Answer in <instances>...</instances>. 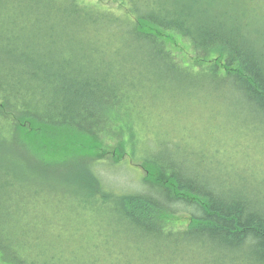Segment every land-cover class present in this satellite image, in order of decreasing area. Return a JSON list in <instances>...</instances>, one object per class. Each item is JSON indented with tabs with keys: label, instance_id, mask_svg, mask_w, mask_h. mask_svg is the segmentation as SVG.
Returning a JSON list of instances; mask_svg holds the SVG:
<instances>
[{
	"label": "trees",
	"instance_id": "obj_1",
	"mask_svg": "<svg viewBox=\"0 0 264 264\" xmlns=\"http://www.w3.org/2000/svg\"><path fill=\"white\" fill-rule=\"evenodd\" d=\"M30 2L39 13L27 3L10 10L0 0V210L6 215L0 232L5 238L14 242L21 236L14 230L15 216L22 218L24 229L41 226L35 211L38 197L93 207L113 203L121 221L132 226L131 244H125L139 251V259L154 238L162 237L171 245L172 262L184 251L185 260L189 253L211 248L226 254L245 249L248 264H264V180L245 183L242 174L236 179L224 167L213 185V174L205 168L200 173L207 187L183 178L199 172L188 170L185 158L169 154L167 160L161 156L163 163L157 158L139 162L150 177L144 192L118 193L96 167L109 157L115 163L124 158L127 145L118 140L117 146L107 144L105 135L117 134L108 124L130 120L131 111L125 108L136 96L145 97L137 94L139 89L171 84L195 94L201 105L218 108L211 112L227 124H264V9L257 11L250 0H242L240 21L236 16L233 21L236 6L222 5L225 0H115L119 9L135 13L129 19L83 0ZM43 19L48 23L42 24ZM116 40L152 68L139 74V86L131 81L128 89V78L121 79L120 72L109 76L100 64L103 56L113 54L109 45ZM49 95L48 106L59 112L54 116L37 111ZM223 107L245 116L226 119ZM123 130L118 129L120 135ZM249 131L264 139V125ZM73 161L72 180L62 177L59 172ZM23 172L29 175L21 176ZM71 209L75 213L78 208ZM181 217L186 228L175 229ZM121 233L113 237L123 240ZM57 259L64 264L66 258ZM13 261L24 264L16 256Z\"/></svg>",
	"mask_w": 264,
	"mask_h": 264
},
{
	"label": "rangeland",
	"instance_id": "obj_2",
	"mask_svg": "<svg viewBox=\"0 0 264 264\" xmlns=\"http://www.w3.org/2000/svg\"><path fill=\"white\" fill-rule=\"evenodd\" d=\"M83 1L89 5H97L106 11L115 12L117 17L127 15L129 19H132L135 15L129 7L125 11L122 8V10L119 9L115 0ZM4 3L10 10L14 11H18L20 7L23 9L25 3H27L31 6V10L37 13L40 12L37 5H33L30 0H4ZM232 3L236 6V11L232 12V20L235 21L236 16L239 17L240 21L242 8H244L241 5L242 0H225L222 5L228 6ZM249 6L260 11L261 8L264 9V0H250ZM45 23H48V21L43 19L42 24ZM104 27L102 28L104 31H100L103 38L107 36L105 34L107 26ZM116 45L118 46L117 40ZM116 45H109L113 48V54L103 56L100 64L107 69L109 76L120 72L122 74L121 79L128 78L130 84L126 87L130 89L133 87L131 81H135L134 78L138 77L140 73L145 75L151 72L152 68L146 62L136 60L133 56L135 52L130 46L122 45L116 48ZM118 48L121 49V53L116 55L115 52ZM153 88L150 91H144L143 89L136 91L139 96L143 94L145 97L139 98L136 96L131 103L126 105L125 112L127 113L128 109L131 111L130 120H126L124 124H108L111 130H117V134L110 132V135H105L107 138L104 136L106 138L104 141L107 144L114 142L117 146L118 142L116 140H118L124 146L127 145V152L125 151V156L119 163H115L109 157L106 158L105 163L103 162L96 167L100 171L103 180H106L113 187L120 188L116 192L145 191L144 181L149 177V174L139 166V162L144 159L157 158L160 163H163L161 156L167 160L169 154L179 155L182 159L188 154L195 159L199 154V150H201L200 148L207 147L218 148L224 154L225 167L228 172L235 174L234 178L238 179L237 174H242L246 177L243 180L245 183L264 180V139L258 137L260 136L259 132L249 131L251 127H261L264 124H227L225 119L219 115L215 117L214 114L218 108L214 106L213 109H209L206 105H201L200 98L191 92L177 91V87L171 84L168 86H153ZM147 92L156 95L153 96ZM213 94L220 95L222 93L213 92ZM51 103L52 99L49 95L37 111L48 112L53 116L57 115L59 112L55 111L54 107L48 106ZM209 103L210 101L206 104ZM223 111L226 119H243L245 116L244 113H239L235 109L225 110V107H223ZM78 121L79 124L85 123L81 119ZM121 127L124 130L120 135L118 129ZM131 132L135 133L132 143L129 135V133L132 135ZM84 150L87 149L84 148ZM211 152L213 154V151ZM182 159H178L177 162H181ZM201 160L202 157L200 160L197 158L196 163L200 164ZM75 163L76 161H73L69 168L63 167L59 174L72 180L70 169L74 168ZM75 169L82 168L77 166ZM227 171L224 170V172ZM22 175H29V173L23 172ZM48 183H51V181H48ZM262 191L264 195L263 188ZM36 201V216L38 217V223H42V226L35 222L38 227L31 225L28 228L35 233L38 232L39 228V231L43 232L42 235H39L41 240L33 237L26 238L23 242L11 243L5 238L4 233L0 232V264H15L13 261L15 256L24 264H38L41 258L46 260L48 251L52 250L54 251V253H50L52 256L58 255L55 256L56 258H52L55 261H58L57 258L74 259L76 257L81 262L84 260L86 264L89 262L86 259L96 261L97 264H125L127 260L130 262L132 259L138 258L139 251L136 249L130 250L129 245L125 244L126 240L131 244L132 226L128 222L121 221L113 204L86 208V206L80 204H72L68 199L55 198L51 200L38 197ZM72 206H80L85 209L80 211L81 209L78 208V211L73 213L71 211L74 210L71 209ZM14 210L16 209H12L10 212L15 213ZM56 210L58 211L56 212ZM24 213L26 212L24 211ZM71 213L73 216H77V219L68 217ZM49 218L51 219L48 220ZM178 223L180 224L175 226V229L184 230L186 228L184 217H181ZM42 228H45L44 231ZM121 232H127L128 238L125 237L126 234ZM120 233L124 239L119 241L115 238L114 240L112 236ZM43 237H48L49 240L45 241ZM112 244L114 245L112 246ZM129 251L133 258L128 256L130 255ZM148 251L146 250L147 253ZM183 253H187V251L178 254V257L181 258L179 260L183 264H189L188 259H183ZM207 253L209 257H206L205 263H201V259H196L190 264H248V262H251L248 256L236 258L233 255L235 253L225 254L227 256H224L219 252H213L212 249L208 250ZM224 257L228 258L217 261Z\"/></svg>",
	"mask_w": 264,
	"mask_h": 264
},
{
	"label": "bare ground",
	"instance_id": "obj_3",
	"mask_svg": "<svg viewBox=\"0 0 264 264\" xmlns=\"http://www.w3.org/2000/svg\"><path fill=\"white\" fill-rule=\"evenodd\" d=\"M137 78L138 77L134 78L135 81H133V83L135 82L138 85ZM147 93H149V92H147ZM211 151H213V154H212ZM223 156H224V154H222V152H220L218 150V148L216 149V148H208V147L199 150V154H197V158H199V160L202 157V160H201L200 164L196 163L197 158L194 159L193 156H190V155L185 156L187 169L191 170V171L199 172V173H195L193 175H190L187 172V173L184 174L183 178H191L192 180H194V182H197L200 185H204V186L209 187V185H210L209 182L206 181L204 179V177H201V173H200L201 171H204L205 168H207L206 170L207 171H211L212 174H213L212 182H213V185H215L217 180L221 178L220 177L221 176L220 172L226 166L225 159H224ZM202 164L204 166H202ZM252 177H253V174H252ZM244 178H246V177L244 176ZM247 178H249V177H247ZM113 188H115L117 190H120L119 187L118 188L113 187ZM107 189H108V192H109V188H107ZM127 190H130V189H127ZM123 193H127V192H123ZM75 204H77V203H75ZM86 206L89 207V208H93V205L89 204V203H87ZM76 207L81 209L80 211H84V209H85V208H82L80 206H72L71 208H76ZM113 207H114V204H113ZM57 211L58 210H56V212ZM77 211H78V209L76 210V212ZM14 214H16V213H14ZM68 217H73V218L77 219V216H73L72 213ZM5 218H6V215H4V209H2V210H0V226L4 225V219ZM15 219H16V221H15V229L14 230H15V232L18 235H20V233H21V236L19 237L18 241H14V242H11V243H17V242H20V241L23 242L24 239L33 238V237H36L37 239L41 240V236H39L37 233L30 231V229H24L23 220H22L21 217H19V216L16 217L15 216ZM50 219L51 218H49L48 220H50ZM67 223H69V222H67ZM45 228H42V230L44 231ZM1 230L4 232L3 229H1ZM42 234H43V232H41V235ZM47 238L43 237V240L48 241L49 239H47ZM114 240H115V238H114ZM113 245L114 244H112V246ZM132 245H133V248H136V245H137L136 241H132ZM151 246L152 247H151L150 251H148V253L144 252L146 257H145V255L144 256L142 255L141 259L136 257L134 260L132 259V261H130V262L127 260V263H125V264H183L179 260V259H181L180 257H178L174 262H172L170 259H168V255H169V253H171V249L172 248H171V245L169 244V241L167 239H164L162 237H160L159 239L154 238L153 242L151 243ZM208 250H211V248H202V249H199V250H197V251H195L193 253H189L188 254V256L190 258V259H188L189 264H190V262H193L196 259H201L202 260L201 263H205L207 258L209 257V255L207 253ZM52 252L54 253L53 250L52 251H48V258H51V260H49L48 263L44 259L41 258V260L38 262V264H58L57 261L52 259V258H56L55 256H58V255H53L52 256L51 255ZM151 252H155V253H151ZM213 252H215V251L213 250ZM204 253L207 254V255H202ZM233 253H235L233 255H237L238 258L240 256H248V257H250V255L248 254V252H246L245 249L244 250H239V251L237 250V251H235ZM220 254L221 255H225L226 252L225 251H221ZM42 257H44V256L42 255ZM78 261L79 260L76 257L74 259L66 258L64 260V264H85L84 260H82V262L81 261L78 262ZM113 264H116V263H113Z\"/></svg>",
	"mask_w": 264,
	"mask_h": 264
}]
</instances>
